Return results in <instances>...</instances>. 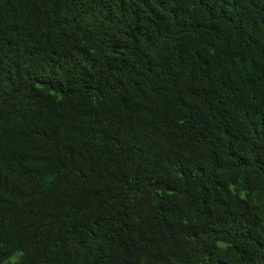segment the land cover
<instances>
[{"label": "trees", "instance_id": "obj_1", "mask_svg": "<svg viewBox=\"0 0 264 264\" xmlns=\"http://www.w3.org/2000/svg\"><path fill=\"white\" fill-rule=\"evenodd\" d=\"M0 264H264V0H0Z\"/></svg>", "mask_w": 264, "mask_h": 264}]
</instances>
